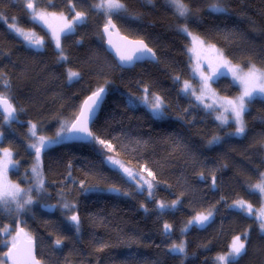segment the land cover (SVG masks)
<instances>
[{"label": "trees", "instance_id": "trees-1", "mask_svg": "<svg viewBox=\"0 0 264 264\" xmlns=\"http://www.w3.org/2000/svg\"><path fill=\"white\" fill-rule=\"evenodd\" d=\"M124 2L138 18L115 14L113 21L123 35L143 39L156 53L155 63L144 62L133 69L119 67L105 48V18L90 7L96 0H71L75 9L86 13L87 20L62 39L67 61L58 60L49 32L28 19L22 3L0 0V11L6 13L7 21L0 22V71L12 85L10 93L0 85V94L10 95L17 107L14 121L0 120L1 146L10 149L18 161L10 179L26 188L34 163V154L26 148L30 142L29 122L37 125L38 135L54 137L61 124L73 119L81 102L96 88L105 86L107 97L91 129L113 143L118 153L115 158L125 166L146 176L142 166L152 170L155 180L149 178L155 198H149L146 191L138 192L133 183L130 186L104 163L105 157L114 153L103 146L61 143L41 153L45 200L57 205L56 210L48 213L41 204L20 214L17 220L14 214L0 209V225L12 228V232L23 227L36 242L41 264H181V260L183 264H214V258L226 254L232 239L246 230V253L238 264H264V233L255 217L229 207L237 198L261 206L260 194L249 191L248 184L256 182L258 173L264 172V100L256 98L249 103L243 136L227 135L235 131L234 124L220 126L214 113L181 92L182 82L193 81L195 76L186 47L190 38L177 31L181 20L173 9L164 0L151 4L147 0ZM207 2L190 0L189 29L215 44L233 63L246 64L251 58L257 67L264 68V0H224L228 11L223 14L207 11ZM39 6L56 14L73 13L69 0H51V4L40 0ZM10 17L43 37L44 46L30 48L15 36L7 27ZM68 69L79 71L80 79L69 82ZM177 75L179 82L173 79ZM145 85L164 99L167 108L163 119H154L138 101L129 103V97L141 95ZM214 85L221 96L239 95V87L227 75L216 79ZM21 108L24 111H19ZM216 135L222 138L220 142L209 145ZM137 141L141 143L137 145ZM210 170H215V188L211 186ZM201 172L206 179H200ZM81 181L85 186L115 184L130 195L81 194ZM61 189L69 201L77 204L79 234L62 215L57 195ZM176 199L180 204L175 211L158 214V202ZM142 204L149 211L145 212ZM208 208L215 212L209 224L181 233L189 219ZM96 217L104 223L94 222ZM165 222L172 225L168 237L162 232ZM58 237L64 242L54 250ZM5 239L8 241L0 231V259H5ZM180 241L186 244V258L168 252L173 242ZM99 243L109 246L99 252Z\"/></svg>", "mask_w": 264, "mask_h": 264}, {"label": "snow or ice", "instance_id": "snow-or-ice-1", "mask_svg": "<svg viewBox=\"0 0 264 264\" xmlns=\"http://www.w3.org/2000/svg\"><path fill=\"white\" fill-rule=\"evenodd\" d=\"M16 3H22L26 10L28 19L33 24H39L40 26L47 28L50 32L51 39L54 40L56 49L58 50V60L67 61L68 57L64 54V50L61 46V37L67 36L74 32L76 27L83 24L87 20L85 12L76 11L75 6L72 5L69 0L70 11L74 13L71 19L64 17L63 13L57 17L56 13L49 12L42 9L40 0H14ZM154 0H147V3H153ZM190 0H164V3L173 9V14L181 20V23L177 25V31L183 34L185 37L190 38V44L187 45L189 52L202 51L207 53L203 57L204 62L208 66V71L200 70V64H197V71L200 76L199 83V95H197V89L193 88L192 84L185 80L182 82L181 92L184 94H190L195 96L196 100L203 104L204 108L209 110L210 113H215L214 118L219 121L220 126L234 124L235 131L229 132L227 135L232 136H243L246 133V124L244 115L248 110V105L258 96L264 98V68L257 67L251 58L247 60L246 64L240 62L233 63L225 53L216 47L215 44L208 43L205 39L199 35L194 34L188 27V20L192 17V9L189 7ZM51 4V0H49ZM91 8L95 9L98 13H102L105 18V23L102 27V34L110 35L111 30L116 28L113 23L114 14H123L131 19H137L133 13H130L124 0H98L97 3H93ZM207 11L213 14H223L228 11L227 7L224 6V0H208ZM6 13L0 11V22L6 21ZM11 22L7 23L8 29L23 40V42L31 48H42L44 46L43 37L39 36L35 31L31 29H25L19 24L16 17H10ZM58 19L62 21L59 26H53L51 21ZM111 48L115 49V55L118 57L119 65H130L136 61L141 60H152L157 59L156 53L143 39H137L128 41L129 47L121 49L116 45H113L111 40L108 41ZM224 69L225 71H221ZM231 75L234 84L240 86L239 95L234 97L220 96L212 88V83L216 79ZM80 72L73 71L72 69L67 70V80L72 82L73 80L80 79ZM174 81L179 82L180 76H175ZM0 85L3 86V90L6 93L11 92V81L7 75L0 71ZM106 95V87L100 86L92 91L91 95L84 99L77 111L73 114V119L65 124H61L60 130L55 134L54 137H45L38 135L36 124H30V142L27 144V150H31L34 154V163L30 169L31 179L33 183L27 188L20 187L19 184H14L8 180V173L11 168H15L18 161L13 160V153L8 149L4 148L2 156H0V209H3L9 213L14 214L16 219H19L20 214L30 211L29 206L35 201L33 199V192L37 195L46 191L44 185V179L41 173V153L48 150L49 147L65 143L67 141L99 144L103 146L108 152L114 153V155L106 156L104 163L108 164L109 167L115 171L122 172L127 177V182L131 186L134 182L137 186L136 190L143 193L145 190L148 193L149 198H155L152 189L154 184L152 181L145 179L144 176L140 175L139 172L131 170L125 166L120 160L115 158L116 150L112 142L97 136L92 129L90 124L95 120L98 115L100 108L102 107L104 97ZM208 97L212 100L211 103H204V98ZM12 97L6 94H0V120L5 123H10L16 119L17 107L11 102ZM138 101L140 105H143L152 114L154 119H163L166 115L167 105L164 99L155 92H150L149 87L145 85L142 90V94L136 97H129V103ZM24 111V109H19ZM2 137V134H0ZM222 138L218 135L213 136L208 141L209 145L219 143ZM137 141L136 144H140ZM227 167V165H223ZM69 168L71 165L69 164ZM142 171L147 173L148 177H152L155 180V176L151 169L146 166H142ZM211 177V186L215 188L217 186V179L215 170L209 171ZM71 176V172L68 173ZM200 179H206L205 174L201 172L199 174ZM102 179V178H101ZM145 185L147 186L145 189ZM79 188L83 189V193H111L116 195L128 196V191H122L120 187L115 184H109L106 187H101L100 184H88L81 181ZM249 191L253 193H259L264 198V172H259L257 181L248 184ZM71 191V189H69ZM59 197L58 205L62 210V215L69 222L71 227L74 229L76 234L81 231V218L77 211V204L74 201H69L65 197V190L61 189L57 193ZM223 199V197H221ZM180 204V200H173L171 203L160 201L157 204L156 211L160 216H163L166 211H175L177 205ZM14 205V208H13ZM49 207L55 208L57 205H50ZM141 207H144L142 204ZM229 207L235 208L248 216H254L258 224V228L261 233H264V199L261 200V206L255 212L253 211V205L246 202L243 199L237 198L233 201ZM145 212L149 211L148 208L144 207ZM214 216V209L208 208L205 211L196 213L191 219H189L185 226L180 229L181 233H186L192 226L204 227L211 221ZM94 222L104 223L102 218H94ZM15 229H13L14 231ZM0 231L5 236L11 235V231L5 225H0ZM163 235L166 237L170 236L172 232V225L165 222L162 228ZM24 234L27 238V246L21 249L17 244V239ZM243 237V238H242ZM5 246L7 251L3 252V256L6 259H0V264H40L38 260L32 254V241L31 238L24 233V228L20 227L16 231V236L12 237L10 247L8 241L5 239ZM63 239L56 238L53 249L59 248L63 244ZM248 243V231L246 230L241 235L235 236L229 250L226 254H218L214 258V264H238L239 258L246 253V245ZM109 245L105 243H99L96 251L102 252ZM168 252L171 254H179L181 257L186 258V244L184 241L180 243L173 242L168 248ZM183 264V260H181Z\"/></svg>", "mask_w": 264, "mask_h": 264}, {"label": "rangeland", "instance_id": "rangeland-1", "mask_svg": "<svg viewBox=\"0 0 264 264\" xmlns=\"http://www.w3.org/2000/svg\"><path fill=\"white\" fill-rule=\"evenodd\" d=\"M98 2V0H96V3ZM76 11H82V10H79V9H76ZM83 12V11H82ZM57 15V17H59V15L60 14H56ZM64 15V17H66V18H68V19H71L72 18V16L74 15V13H72L70 16H68V15H65V14H63ZM115 15V14H114ZM51 23L53 24V26H59L61 23H62V21H60V20H58V19H53L52 21H51ZM78 28V26L76 27V29ZM47 31H48V29L47 28H45ZM49 32V31H48ZM75 32V31H74ZM49 34H50V32H49ZM70 34H73V32L72 33H70ZM70 34H68V35H70ZM51 36V35H50ZM63 37L64 36H62L61 37V46H62V39H63ZM22 40V39H21ZM23 41V40H22ZM53 41V44H54V46H55V42H54V40H52ZM29 47V46H28ZM31 48V47H30ZM55 48H56V46H55ZM34 49H38V48H34ZM57 50V49H56ZM58 51V50H57ZM189 52V51H188ZM189 55H190V57H191V59H192V72H193V74H194V80L193 81H189L191 84H192V86H193V88H195V89H197V95H199V83H200V76H199V73H198V71H197V64L199 63L200 64V70H203V71H208V66H207V64L204 62V60H203V57L204 56H206L207 55V53H205V52H202V51H193V52H189ZM221 71H225L224 69H221ZM227 76H229L230 78H231V75L229 74V75H227ZM238 87H239V89H240V86L238 85V84H236ZM212 88L216 91V93L218 94V95H220L219 93H218V91L216 90V88H215V85H214V83H212ZM184 94V93H183ZM184 95H186V96H189V97H191L196 103H198L199 105H201L203 108H204V106H203V104H201L199 101H197L196 100V98H195V96H193V95H190V94H184ZM221 96V95H220ZM257 98H259V99H262V100H264V98H262V97H257ZM212 102V100L211 99H209L208 97H205L204 98V103H211ZM146 108V107H145ZM147 109V108H146ZM205 109V108H204ZM148 110V109H147ZM206 111H208L209 112V110H207V109H205ZM213 115H215V113L213 114ZM244 118H245V115H244ZM216 120V119H215ZM217 121V120H216ZM218 123H219V121H217ZM1 134V133H0ZM1 141H2V137H0V156H2V154H3V147L1 146ZM10 150V149H9ZM11 151V150H10ZM12 152V151H11ZM13 153V152H12ZM13 160L15 161V158H14V153H13ZM41 164H42V156H41ZM17 169V166L15 167V168H11L10 167V170H9V173H8V180L10 181V182H12V183H14V184H19V183H16V182H13L11 179H10V173L13 171V170H16ZM41 170V169H40ZM132 170V169H131ZM126 180H127V177H125L124 175H123V173L122 172H119ZM140 175H142V176H144L145 177V179H147V180H150L151 181V179L148 177V176H146L144 173H141ZM33 183V181H32V179H31V173H30V175H29V178L27 179L26 178V184H27V187L29 186V185H31ZM20 185V187H22L21 186V184H19ZM133 185H134V187H136L137 188V186H136V184L133 182ZM26 187V188H27ZM146 185H145V189H146ZM154 189H152V191H153ZM146 191V190H145ZM147 192V191H146ZM47 192L45 191L44 193H41V194H39V195H37L36 193H35V191L33 192V199H34V203L32 204V205H30L29 206V208H30V210H31V208H34L35 206H40L41 204H49V203H47V194H46ZM148 194V193H147ZM262 198V197H261ZM45 199H47V200H45ZM263 199V198H262ZM43 200V201H42ZM13 208H14V205H13ZM259 208L258 207H255V206H253V211L255 212L256 210H258ZM30 211H27V213H29ZM214 216H215V212H214ZM214 216H213V218H214ZM212 218V219H213ZM211 219V220H212ZM210 223V222H209ZM209 223H207V224H209ZM206 224V225H207ZM205 225V226H206ZM204 226V227H205ZM192 227H194V226H192ZM197 227V226H196ZM204 227H199V228H204ZM10 231H11V235H7V236H5L6 238L8 237V244H9V246L11 245V242H12V237H14V236H16V231L15 232H12V228H8ZM13 229H15V230H17V225L16 226H14V228ZM27 236L28 237H30L31 239H32V237L31 236H29L28 234H27ZM16 242H18V239H17V241ZM6 259V258H5ZM9 264V263H8Z\"/></svg>", "mask_w": 264, "mask_h": 264}, {"label": "water", "instance_id": "water-1", "mask_svg": "<svg viewBox=\"0 0 264 264\" xmlns=\"http://www.w3.org/2000/svg\"><path fill=\"white\" fill-rule=\"evenodd\" d=\"M113 23L115 24L114 21H113ZM102 35H103V38L105 41V48H106L107 52L115 59V61L117 62L118 65H119V60H118V57L115 55V49L110 47L108 41L111 40L113 45H116L117 47H120L121 49H125V48L129 47V45L127 43L128 41L137 40V39L129 38L126 35H123L122 32L120 31V29L117 27V25H116V28L114 30H111L110 35H106V34H102ZM156 61H157V59L155 61L141 60V61H136L130 65H123V66L119 65V67H121L123 69H133L138 64H142L144 62H154L155 63ZM106 97H107V90H106V95L104 97L103 104L106 100ZM103 104H102V106H103ZM101 109H102V107L100 108L98 115L95 117L94 122L96 121L97 117L99 116ZM94 122L92 124H90V128H92V125L94 124ZM65 144H87V143L67 141V142H65ZM51 147H49V148H51ZM50 205L51 204H43L41 206V209L43 211L48 212V213H53L56 210V207L55 208L49 207ZM24 233H26V232L24 231ZM31 241H32V254L36 258V260L39 261V259L37 257V251H36V242L32 239H31ZM27 243H28L27 238L24 236V234H21V236L18 238V242H17L18 246L21 249H23L27 246ZM8 263L11 264V261L9 260ZM40 264H41V262H40Z\"/></svg>", "mask_w": 264, "mask_h": 264}]
</instances>
